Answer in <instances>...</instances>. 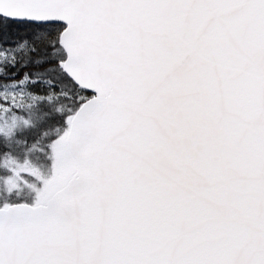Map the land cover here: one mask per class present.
Returning a JSON list of instances; mask_svg holds the SVG:
<instances>
[{
    "label": "snow or ice",
    "instance_id": "1",
    "mask_svg": "<svg viewBox=\"0 0 264 264\" xmlns=\"http://www.w3.org/2000/svg\"><path fill=\"white\" fill-rule=\"evenodd\" d=\"M0 264H264V0H0Z\"/></svg>",
    "mask_w": 264,
    "mask_h": 264
}]
</instances>
